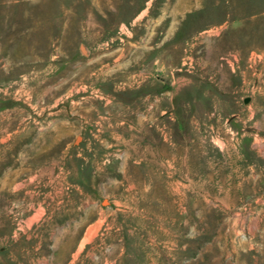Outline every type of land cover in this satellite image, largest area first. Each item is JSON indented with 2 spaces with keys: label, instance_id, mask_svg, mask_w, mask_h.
<instances>
[{
  "label": "rangeland",
  "instance_id": "1",
  "mask_svg": "<svg viewBox=\"0 0 264 264\" xmlns=\"http://www.w3.org/2000/svg\"><path fill=\"white\" fill-rule=\"evenodd\" d=\"M0 264H264V0H0Z\"/></svg>",
  "mask_w": 264,
  "mask_h": 264
}]
</instances>
